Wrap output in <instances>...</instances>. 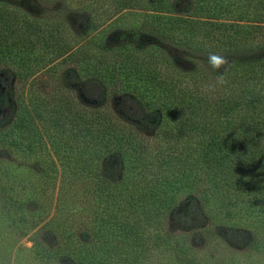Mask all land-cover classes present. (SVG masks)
<instances>
[{
  "label": "trees",
  "instance_id": "1",
  "mask_svg": "<svg viewBox=\"0 0 264 264\" xmlns=\"http://www.w3.org/2000/svg\"><path fill=\"white\" fill-rule=\"evenodd\" d=\"M135 1L138 0L115 1L112 14L117 17L90 36L85 44L91 51L86 55L82 49L77 58L84 81L92 83L90 87L87 83L88 92L96 96L100 106L82 107L79 102L73 104L58 97L60 107H52L43 115L40 103L46 98L41 99L36 93L29 97L35 118L49 121L52 130L57 131L64 124L68 127L59 130L63 133L52 140L56 150L66 149L64 165L73 174L92 178L98 205L103 207L110 201L105 213L96 218L100 226L96 238L100 232L105 238L97 242L98 246L91 243L88 248L89 260L95 264L118 254L124 264H142L148 254L150 229L162 227L161 217L170 208L175 211L174 217L189 227L203 223L200 207L206 203L217 202L226 211L242 209L223 195L228 190H257L264 205V40L257 44L258 48H234L237 41L246 42L249 37L241 28L228 36L230 49L206 52L200 40L191 47L196 38L195 24L175 34L162 15L164 10H173V6H163L164 0L152 1V8L148 6L152 13L147 14L149 10L144 14L151 19V28L176 43L180 50L182 60L178 64L183 67H170L181 74V81L179 77L173 82L161 78L157 59L159 55L166 58L167 54L156 42H147L149 32L142 28L143 21L116 27L131 8L143 9ZM28 3L0 0V22L4 28L13 27L19 19L21 24L28 22L24 27L27 35L41 34L42 45L60 42L58 27L63 25L49 17L44 21L34 18L33 11L28 12ZM251 3L264 5L257 0ZM82 23L80 33H89L95 27L91 16ZM80 33L74 36H81ZM240 33L244 36L237 35ZM110 36L112 43H108ZM68 43H64L65 47L56 46L57 55L69 51ZM208 75L215 80L210 82ZM117 85L125 87L123 90L127 89L149 111L159 110V114H153L151 136L127 133L113 121L110 109L113 94L119 91ZM250 208L251 204L243 209ZM154 234L163 239L159 231ZM41 237L46 239V235H40L36 245L45 249L44 254L50 253L55 242L43 247Z\"/></svg>",
  "mask_w": 264,
  "mask_h": 264
},
{
  "label": "rangeland",
  "instance_id": "2",
  "mask_svg": "<svg viewBox=\"0 0 264 264\" xmlns=\"http://www.w3.org/2000/svg\"><path fill=\"white\" fill-rule=\"evenodd\" d=\"M19 1L29 2L27 9L33 11L34 18L44 21L49 17L63 26L58 27L60 42L51 46L48 42L39 43L41 34L29 36L24 32L28 22L21 24L17 18L18 24L9 29L0 22V264H95L89 260L88 248L91 243L105 238L101 232L96 238L95 232L100 227L96 218L105 213L110 201L103 207L98 205L92 178L88 174H73L64 165L66 149L56 150L52 140L53 136L59 138L63 133L60 131L68 127L64 124L57 131L52 130L49 121L35 118L29 97L36 93L37 97L46 98L40 99L43 115L52 107H60V101H56L58 97H63V101L67 98L73 104L79 102L82 107L100 106L96 96L88 92L87 83L89 87L92 83L84 81L76 63L82 49L86 55L91 51L85 44L90 36L117 17L118 14H112L113 4L120 0ZM152 1L155 0L135 1L143 9L135 7L126 11L128 14L116 23V27L139 25L143 21L142 28L149 32L147 42H156L167 54L166 58L172 60L169 63L165 56H158L161 78L175 82L180 77L181 81V74L174 73L170 67V64L183 67L178 64L182 59L177 44L153 30L151 19L144 15L149 12V5L152 8ZM259 2L264 4V0H257ZM162 3L173 6V10L161 13L175 34L195 24L196 38L191 47L200 40L206 52L230 49L228 36L241 28L249 37L246 42L237 41L234 48H258L257 44L264 40V5H253L251 0H164ZM151 13L152 10L147 14ZM89 16L95 27L86 35L78 28ZM43 21L42 25L46 26ZM53 33L58 34L57 31ZM76 33L81 36H74ZM237 35L244 36L243 33ZM112 37L108 38V43H112ZM70 38L73 39L68 43ZM64 43L71 46L70 56L69 51L57 55L56 46L65 47ZM208 79L215 80L213 75H208ZM117 86L119 91L114 94L107 90L113 94L110 109L113 121L127 133L151 136L153 114H159V110L149 111L151 109L131 97L127 89L123 90L125 87ZM244 189L247 191L233 189L223 195L244 209L251 204L249 211L237 207L226 211L219 203L209 202L200 207L203 223H193L189 227L177 220L173 215L175 211L170 208L161 217L162 227L150 229L148 254L142 264H264L262 197L257 190ZM181 200L178 199L177 204ZM178 209H181L179 205ZM155 231H159L162 240L155 238ZM40 235H46V239L40 238L43 247L55 242L50 253L44 254L45 249L36 245ZM95 255L97 258L93 253ZM121 257L111 255L96 264H124L119 260Z\"/></svg>",
  "mask_w": 264,
  "mask_h": 264
}]
</instances>
